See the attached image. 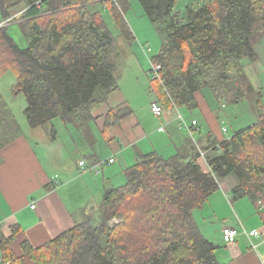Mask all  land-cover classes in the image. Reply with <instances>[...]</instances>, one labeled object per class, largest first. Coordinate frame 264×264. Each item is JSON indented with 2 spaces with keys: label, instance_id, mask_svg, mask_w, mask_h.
<instances>
[{
  "label": "trees",
  "instance_id": "trees-1",
  "mask_svg": "<svg viewBox=\"0 0 264 264\" xmlns=\"http://www.w3.org/2000/svg\"><path fill=\"white\" fill-rule=\"evenodd\" d=\"M138 1L161 40L151 59L160 69L151 81L162 110L175 117L181 107L202 114L201 98L216 119L224 106L246 100L242 84L248 91L253 86L243 61L261 58L264 0H188L183 11L175 9L177 0ZM131 2L0 0V23L15 22L24 39L20 45L10 23L0 25V78L7 71L15 76L12 90L24 95L31 128L60 118L82 129L103 118L107 141L110 126L132 112L127 106L100 112L119 89L118 45L103 10L130 43L135 36L125 13ZM256 101V115L228 137L218 125L219 136L206 129L169 156L137 152L123 171L126 181L104 191L95 221L83 219L37 246L25 238L18 253L13 243L20 225L8 233L0 226V264H220L194 211L229 175L236 180L233 200L264 192V111L261 97ZM122 108L127 112L120 114ZM191 114L184 128L194 130L199 124ZM21 134L0 93V148ZM201 151L206 169L198 161Z\"/></svg>",
  "mask_w": 264,
  "mask_h": 264
},
{
  "label": "crops",
  "instance_id": "crops-1",
  "mask_svg": "<svg viewBox=\"0 0 264 264\" xmlns=\"http://www.w3.org/2000/svg\"><path fill=\"white\" fill-rule=\"evenodd\" d=\"M117 105L113 103L112 107ZM106 109L103 106L100 112L104 113ZM201 111L210 129L219 136V126L213 113L203 107ZM161 116L162 120H154L148 128L134 127L139 121L131 117L111 125L104 134L107 135V141L101 133L103 118L93 124L95 127L81 129L74 126L80 136L77 141L79 145L74 142L75 132H70L69 137L79 155L71 160L70 165L57 169L64 181H57L56 186L52 177H48L44 163L39 160L33 144L34 138H29L20 124L22 134L11 144L0 148V226L8 233L9 226L15 223L20 225L21 230L13 243L15 252H19V244L23 239L27 238L33 245H40L82 221L86 210L97 209L104 191L115 186L111 181L115 171L113 166L118 157H121L122 163L119 166L124 173V169L134 163L137 152L155 150L164 155L161 151L164 145L167 152L173 154L191 137L197 140L195 133L202 131L198 125L192 131L190 128L179 127L176 117L167 109H163ZM194 118L199 124L198 118ZM164 131L166 134H158ZM36 144L39 146L40 141ZM52 153L48 152L46 157L50 158ZM56 156L60 160V153L57 152ZM110 157L114 158L112 163L107 162ZM82 159L85 160L84 166L78 164ZM198 161L207 168L205 156ZM32 170H37L39 181L35 185L21 186L28 183L25 178ZM22 175L25 176L24 180ZM235 184L232 175L221 179L219 188L209 196L203 207L194 211V217L202 234L217 246L216 255L220 264H264V192L256 198L233 200L231 188ZM35 191H39L40 195L35 200L30 199V194ZM32 204L34 207H31ZM224 227L245 231H240L234 241L226 242L222 236ZM250 230H255V234L250 235Z\"/></svg>",
  "mask_w": 264,
  "mask_h": 264
},
{
  "label": "rangeland",
  "instance_id": "rangeland-1",
  "mask_svg": "<svg viewBox=\"0 0 264 264\" xmlns=\"http://www.w3.org/2000/svg\"><path fill=\"white\" fill-rule=\"evenodd\" d=\"M187 2L188 0H177L175 9L183 11ZM103 14L118 45L115 61L117 65L116 78L119 86L118 91L108 99L105 106L112 107L113 103L116 105L119 103L118 107L115 106L113 108L115 110L117 108L127 106L132 110V112L122 118L121 121L131 117L133 120H138L140 124H136L134 127H151L154 120H162V116L155 117L154 113L151 112L152 102L158 103L156 100L152 101L155 98V93L152 89L153 82L151 80L155 73L152 70L151 59L152 56L158 52V48L161 43L160 37L148 16L143 12L138 0H133L132 8L125 13V18L129 23L128 25L135 36L130 43L121 35L119 29L112 21V18L106 9L103 10ZM9 23V30L12 36L20 45H24V39L15 22L5 21L0 23V25ZM130 25L133 28H131ZM257 46L261 55L260 60L257 62H249L247 60L243 61L246 75L250 80L254 91L246 90V85L242 84V88L247 93L246 100L238 104L224 106L218 113L219 117H216V123L220 127L226 128V131L222 132V135L225 137L230 136L235 128L243 125L249 121L252 116L256 115L255 105L257 102L256 100L259 97H261L264 111V43L260 41ZM14 84L15 76L11 71H7L1 76L0 91L3 95V99L7 101L13 109L16 119L22 125L24 133H26L29 138H34L33 144L35 150H37L36 152L39 160L45 165L48 177H52V179L57 181L63 180V176H60L61 174L57 171V169L61 166L65 167L66 165H70L71 160L79 155V152L74 150V142L79 145L77 142L78 139H80L78 132L75 130L74 125H66L60 118H54L51 122H48L45 125L31 128L27 123V119L23 111L26 106V99L22 93H13L12 89ZM200 100L202 102V106H204V110H207L208 107L205 103H203L201 98ZM125 112H127L126 109H120V114ZM176 112L175 119L177 124L179 122L177 119L178 113L186 121H189L191 118V113L184 107L178 108ZM192 114H194L199 120V126L202 128V131L200 132L201 134L206 132V129L210 130L208 123L199 113L198 109L192 111ZM70 132H75L74 142H72L69 137ZM200 133L196 132L195 136L199 137ZM158 134H166V131ZM158 136L160 137V135H157V137ZM153 137H155V135H153ZM38 141H40L39 146L36 144ZM146 141L148 142V139ZM162 147L161 151H163L165 156L172 154L167 152L164 145H162ZM44 150H47L50 153L54 151V154L52 153L50 158H47L46 155L48 152ZM57 152L60 153V160L56 156ZM121 163V157H118L117 162L113 166L116 172L114 171V173H112L111 182L115 186L121 185L126 181L125 175L122 173L119 166ZM62 172L63 169L61 170V173ZM24 178L25 176L22 175L23 180ZM25 179L28 183H23L21 186L35 185L39 181L40 177L37 174V170H32ZM39 191L31 193V196L29 195L30 199H37L38 195H40ZM88 217L95 221V219L98 218V209L90 208L86 210L83 219H87Z\"/></svg>",
  "mask_w": 264,
  "mask_h": 264
},
{
  "label": "built area",
  "instance_id": "built-area-1",
  "mask_svg": "<svg viewBox=\"0 0 264 264\" xmlns=\"http://www.w3.org/2000/svg\"><path fill=\"white\" fill-rule=\"evenodd\" d=\"M159 69H160V65L157 64V63H153V62H152V70H153V72L155 73L154 76H153L152 78H154V77H158V70H159ZM151 111H152L155 115H161V113L163 112L161 106H160L159 104L155 103V102H152V104H151ZM177 117H178L177 119L179 120L178 125H179L181 128H183V127H187L188 124H187L186 120H184V118H183L179 113H178ZM191 123H192V124H195L196 121H195L194 119H192V120H191ZM222 130H223V131H226V128H225V127H222ZM200 155H201L202 157H204V152L201 151V152H200ZM108 162L112 163V162H113V159H112V158H109V159H108ZM79 164H80L81 166H84V165H85L84 160H80V161H79ZM31 207H34V205L32 204ZM242 229H243V228H242ZM240 231H241V232H244L245 230H240V229H238V228H234V227H224L223 230H222V236H223V239H224L226 242H232V241H234V240L236 239V236H237V234H238ZM255 232H256L255 230H250V231H249V234H250V235H254Z\"/></svg>",
  "mask_w": 264,
  "mask_h": 264
}]
</instances>
